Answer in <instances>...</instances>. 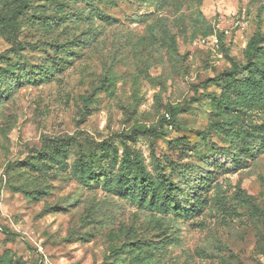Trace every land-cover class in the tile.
<instances>
[{
	"label": "rangeland",
	"instance_id": "obj_1",
	"mask_svg": "<svg viewBox=\"0 0 264 264\" xmlns=\"http://www.w3.org/2000/svg\"><path fill=\"white\" fill-rule=\"evenodd\" d=\"M44 257L264 264V0H0V264Z\"/></svg>",
	"mask_w": 264,
	"mask_h": 264
},
{
	"label": "trees",
	"instance_id": "obj_2",
	"mask_svg": "<svg viewBox=\"0 0 264 264\" xmlns=\"http://www.w3.org/2000/svg\"><path fill=\"white\" fill-rule=\"evenodd\" d=\"M18 1H19V4H20V7L21 8H23L26 5V0H18ZM19 14H20V12L16 13L15 17L13 18V21L15 20V18ZM232 67L233 68H232V70L230 72H225V73L221 74L220 76L217 77V80H219L221 78H224V77H227V76H229L231 78L235 77V75H236V73H237V71L239 70L240 67H239V64H237L235 62H233V66ZM207 83H208V81L205 84H207ZM182 111H184V108H176V109H173L171 111V113H170L171 114V120L170 121H173L174 118H175V116L177 114L181 113ZM168 123L170 125H173L174 124V122H168Z\"/></svg>",
	"mask_w": 264,
	"mask_h": 264
},
{
	"label": "built area",
	"instance_id": "obj_3",
	"mask_svg": "<svg viewBox=\"0 0 264 264\" xmlns=\"http://www.w3.org/2000/svg\"><path fill=\"white\" fill-rule=\"evenodd\" d=\"M38 264H54V263L47 257H44V258H40Z\"/></svg>",
	"mask_w": 264,
	"mask_h": 264
}]
</instances>
